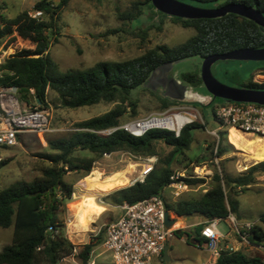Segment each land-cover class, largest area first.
Wrapping results in <instances>:
<instances>
[{
	"label": "trees",
	"instance_id": "trees-1",
	"mask_svg": "<svg viewBox=\"0 0 264 264\" xmlns=\"http://www.w3.org/2000/svg\"><path fill=\"white\" fill-rule=\"evenodd\" d=\"M69 1L59 0L53 6L49 0H36L32 10L42 11V21L32 19L29 11H21L14 18H7L2 14L5 6L0 3V45L5 37L16 36L24 47L7 57L0 54V86L15 87V93L22 101L28 105L32 102L40 108L47 107L49 91L56 95L57 104L65 108L76 109L101 102L116 105L104 114L76 122L74 130L65 137L47 138L46 143L52 153L40 155L44 163L40 168V177L30 182L17 181L0 190V228L13 227L11 243L0 251V264H58L70 256L77 257L81 264H88L90 253L101 242V236L96 241L91 238L81 246L79 252L64 237L60 214L73 194V184L66 182L64 177L71 172H81L78 180L85 178L95 161L116 152H124L135 158L158 156L160 145L170 147L171 151L164 160L159 159V163L144 181L118 189L107 195L105 200L120 206L159 196L163 199L165 210L176 216H171L174 219L192 216L202 218L191 229L175 232V236L184 238L186 244L202 247L206 240L201 236V231L206 222L212 219L224 221L229 214H238L240 203L237 193L256 183L257 175L264 172V161L236 176L227 174L223 169L220 173L214 171L211 186L198 198H179L167 203L163 198V191L170 183L173 173L171 166L190 149L194 131L203 129L204 125L197 122L187 124L178 137L170 131L160 129H152L136 137L118 128L121 126L120 119L127 108L134 112L137 101L133 91L142 87L157 68L192 57L202 59L210 54L227 53L240 48H262L264 31L253 21L231 13L213 19L170 17L183 28H192L194 34L178 45H160L132 59L100 61L89 68L61 72L48 50L50 35L55 30V20ZM180 1L195 6L214 4L215 7L241 2L255 6L264 15V0ZM145 6L154 9L150 0L135 2L132 11L122 17L132 21L143 14ZM141 33L145 34L144 31ZM252 63L258 65L254 71L264 75V62ZM254 73L240 87L264 90V81L254 82ZM180 80L193 87L202 85L200 72L182 73ZM158 98L164 109L175 105L174 101L162 95ZM212 103L213 101L208 105ZM189 105L203 111L204 105L199 102H191ZM211 114L214 116V109ZM113 128L118 129L109 135L99 133ZM19 137L20 135L17 136L18 139ZM221 137L218 135L217 157L229 151V146L220 145ZM77 151H86L91 157H76L74 153ZM4 164L5 161L0 166ZM185 182L196 186L204 181L186 179ZM38 192L42 194L29 196ZM258 220L260 224L251 226L248 240L251 244L264 246V213L260 214ZM161 261L165 264L163 259ZM214 264H264V261L258 256H247L241 251L220 247Z\"/></svg>",
	"mask_w": 264,
	"mask_h": 264
},
{
	"label": "rangeland",
	"instance_id": "rangeland-1",
	"mask_svg": "<svg viewBox=\"0 0 264 264\" xmlns=\"http://www.w3.org/2000/svg\"><path fill=\"white\" fill-rule=\"evenodd\" d=\"M34 1L36 0H0V3L5 6L2 14L7 18H14L21 11L31 12ZM49 1L53 6H56L59 0ZM143 1L70 0L67 6L60 11L59 17L55 20L53 35H50L51 44L48 52L59 70L65 72L69 69H85L100 61H125L141 56L147 50L160 45L169 47L178 45L194 34L192 28H183L170 17L160 15L149 6H145L143 14L132 21L122 17L123 14L132 11L135 2ZM197 6L201 8L215 7L214 4H197ZM142 31L145 34H142ZM23 48L16 36H7L0 45V54L4 55L3 53L7 50L12 55ZM201 63L202 59L199 57L187 58L166 65L158 72L152 73L142 87L133 91L137 105L134 112L130 108L126 109L120 119V124L124 125L143 119L153 113H162L166 110L176 111L179 107H185L183 111L194 113L196 115L195 122L204 125V128L194 131V141L190 149L185 151L172 164L173 173L182 170L190 172L193 165L206 163V168L211 171L210 177H212L214 171L220 173L222 169L227 174L236 176L239 173L246 172L251 166L264 161L254 159L252 153L264 146V140L245 135H234L240 138L236 142L237 145H234L227 139L228 133L219 129V125L214 121L211 114L212 109L222 105L225 101L216 98L212 104L204 106L202 111L200 108L189 105V103L196 101L182 94L179 85H177L179 90L177 94L170 90L167 82L164 84L165 89L162 90L161 88L163 79L173 78L179 81L182 73L200 72ZM257 66V63L252 62L223 60L215 62L211 70L220 82L232 87H240L242 82L255 72L254 68ZM253 80L256 83H262L264 75L255 72ZM189 89L193 93L203 96L208 95L203 85H199V88L189 86ZM161 95L169 97L171 101L175 102V105L168 109L162 108L158 98ZM16 96L22 105H28L17 94ZM55 98L56 95L49 91L47 94V107L40 108L32 102L29 104V106L47 110L49 113L48 131L42 137L37 136L35 133L26 132L20 135L15 146L1 150L5 164L0 166V190L17 181L30 182L40 177V168L44 164L40 155L52 153L47 146V138L65 137L74 130L76 122L104 114L116 105V103L101 102L70 109L57 104ZM199 103L203 104L202 102ZM218 135L222 136L220 145L229 146V151L220 157L215 154ZM247 141H253L254 143L247 146ZM170 151V147L160 145L158 147L159 154L155 156L157 159L155 165L159 163V159L164 160ZM74 156L89 158L91 154L86 151H77ZM143 162L144 158H135L124 152H116L109 157L104 156L95 161L92 164L91 172L85 178L83 177V180H78L82 175L81 172H71L64 177L66 182L73 184L72 197L66 202L60 214V220L64 225V237L75 245L76 252H79L81 246L87 244L91 238L96 241L101 236V242L90 253L88 264H112L111 257L103 249L102 242L105 227L119 217L121 205H112L105 200V197L118 189L128 187L137 179V174L142 172L144 168ZM130 166L135 170L134 173L129 172ZM121 173L124 186L121 188L111 187V182L107 178H113ZM210 186L211 179L207 181L205 186L185 192L180 198H198ZM87 197L94 198L93 204L95 203L98 211L89 213L91 222L85 229L76 225L77 216L72 206L79 204L78 202ZM163 198L167 203L174 201L171 190L168 188L163 191ZM237 199L240 206L238 214L234 216L236 221L242 224L259 225V216L264 213V172L257 175L254 185L248 189L238 191ZM169 214L170 217L175 216L172 212ZM175 220L177 224L182 223L176 230H189L202 221V218L199 216L177 217ZM217 229L222 235L230 233L227 238L220 241L219 246L221 248L241 251L247 256H258L264 261V246L254 245L249 241L243 243L226 221H220L217 224ZM12 233V226L6 229L0 228V251L5 245L11 243ZM170 240L176 256L170 257L171 259L168 256L170 259L169 264L209 263L211 255L205 247L204 250L203 248H197L203 250L197 252V250L185 244L184 238H182L183 242L176 236ZM162 259L152 264H163ZM58 264L81 263L77 257L70 256Z\"/></svg>",
	"mask_w": 264,
	"mask_h": 264
},
{
	"label": "built area",
	"instance_id": "built-area-1",
	"mask_svg": "<svg viewBox=\"0 0 264 264\" xmlns=\"http://www.w3.org/2000/svg\"><path fill=\"white\" fill-rule=\"evenodd\" d=\"M29 16L36 21L43 19V13L40 10H32L29 12ZM9 53L6 50L2 57H7L10 55ZM184 108L179 107L176 111L166 110L162 113H153L118 128L136 137L142 136L152 129L167 130L178 137L181 129L185 125L195 122L196 118L194 113L183 111ZM178 117L185 119L180 126L175 125ZM213 118L219 125V129L228 133L227 139L234 133V135H245L264 140V105L224 102L215 107ZM48 121L47 110L22 105L12 87L0 86V163L4 160L1 150L15 146L19 134L31 132L42 137L48 131ZM118 128L99 133L109 135ZM110 155L105 156L109 157ZM156 161L155 156L144 158V168L133 182H143L145 177L153 171ZM210 176L211 171L206 168V163L193 165L190 172L182 170L172 173L167 188L171 190L175 201L183 193L205 186L211 179ZM186 179H202L204 182L191 186L185 182ZM120 209L119 217L105 227L102 242L103 249L111 257L112 264H152L154 260L162 259L168 241L175 237L177 231L173 226L166 228L164 225L166 210L163 199L159 196H151L133 204L123 203ZM169 218L175 221L170 217V214ZM224 221L230 225L240 241L243 243L249 241L252 225L238 223L233 214H229ZM219 222V219L207 221L201 231V236L206 240L203 246L213 257L219 255L220 241L230 235V233L222 235L219 232L217 229Z\"/></svg>",
	"mask_w": 264,
	"mask_h": 264
},
{
	"label": "water",
	"instance_id": "water-1",
	"mask_svg": "<svg viewBox=\"0 0 264 264\" xmlns=\"http://www.w3.org/2000/svg\"><path fill=\"white\" fill-rule=\"evenodd\" d=\"M154 9L169 17H175L180 19H213L223 17L226 14H235L250 21H253L258 25L262 31H264V15L259 12L255 6H249L241 2H230L220 7L213 8H201L192 4L182 2L180 0H150ZM233 60V61H246V62H264V47L262 48H240L235 49L227 53L210 54L202 58L200 68V79L202 85L206 89L212 99H221L225 102L236 103H255L258 105H264V90L263 89H250L243 87H232L226 85L215 78L212 73L211 67L217 61ZM177 62V61H176ZM175 63V62H173ZM165 64L154 72L162 69ZM151 73V74H152ZM16 92V88L12 87ZM136 182V181H135ZM131 183L129 186L133 185ZM42 192L30 194L33 197ZM174 220L169 218V212H165L164 225L166 228H170L174 224ZM178 231V230H177ZM166 246L163 251V260L169 261L167 256Z\"/></svg>",
	"mask_w": 264,
	"mask_h": 264
},
{
	"label": "bare ground",
	"instance_id": "bare-ground-1",
	"mask_svg": "<svg viewBox=\"0 0 264 264\" xmlns=\"http://www.w3.org/2000/svg\"><path fill=\"white\" fill-rule=\"evenodd\" d=\"M184 121H185V119L178 117L177 121L175 122V125L180 126ZM239 139L240 138L237 136H234V134H231V136L229 137V141L231 143H233L234 145H237L236 142L239 141ZM253 143H254L253 141H247L246 145L250 146ZM252 153L254 154V157H253L254 159H256L258 161L264 160V146L260 147L259 149H257V151L252 152ZM130 167H131V169L129 170V172L134 173L135 170L132 168V166H130ZM140 173L141 172H139L137 175H139ZM121 175H122V173L118 174L117 176H115L113 178H107L111 182V187L121 188L124 186V183L121 180L122 179ZM93 199L94 198H92V197H87L83 201L78 202L79 204L72 206V209L75 210V214L77 216L76 217L77 218V224H76L77 226H81V227L87 229L89 223L91 222V217H90L89 213H94V212L98 211V208L95 206V204H93ZM174 224H175V222H174ZM174 224H173V227L177 228L174 226Z\"/></svg>",
	"mask_w": 264,
	"mask_h": 264
},
{
	"label": "crops",
	"instance_id": "crops-1",
	"mask_svg": "<svg viewBox=\"0 0 264 264\" xmlns=\"http://www.w3.org/2000/svg\"><path fill=\"white\" fill-rule=\"evenodd\" d=\"M34 3H35V1H34ZM34 3L32 4V6L34 5ZM175 83L177 84V85H179L180 86V88H181V90H182V94H184L187 98H190L191 100H194V101H196V102H202L203 104L202 105H204V106H206V105H208L209 103H211V99H210V96L209 95H201V94H197V93H193L190 89H189V86H191V85H188V84H186V83H184V82H182V81H176L175 80ZM191 87H193V86H191ZM198 88H199V86H197ZM161 88H162V90H164L165 89V86H164V84H162L161 85ZM163 94H164V92H162ZM163 97V96H162ZM165 98H168L169 100H170V98L169 97H165ZM201 104V103H200ZM23 134V133H22ZM19 135H21V134H19ZM95 202V201H94ZM95 204V203H94ZM201 222V221H200ZM181 224L182 223H179V224H177L176 223V220H175V224H174V226L175 227H179V226H181ZM180 241H182V238H178ZM183 242V241H182ZM185 244H186V242H185ZM186 245H188V244H186ZM188 246H191L193 249H195V250H197V252H201V251H203L204 250V246H202V247H198V246H194V245H188ZM167 247H168V249H167V256H169V258L171 257V258H173V257H175L176 256V253L174 252V250H173V245H172V241L170 240L168 243H167ZM197 248H203V250H200V249H197ZM210 255H211V253H210ZM170 258V259H171ZM170 259H169V261H170ZM215 259H216V257H213L212 255H211V258H210V260H209V263L208 264H214V262H215ZM155 261H159V260H154L153 262H155ZM169 261L167 262V264H169ZM198 261V260H197ZM152 262V263H153ZM166 263V262H165ZM193 264H196V263H193ZM202 264V263H201Z\"/></svg>",
	"mask_w": 264,
	"mask_h": 264
},
{
	"label": "flooded vegetation",
	"instance_id": "flooded-vegetation-1",
	"mask_svg": "<svg viewBox=\"0 0 264 264\" xmlns=\"http://www.w3.org/2000/svg\"><path fill=\"white\" fill-rule=\"evenodd\" d=\"M165 82H167V84H168V86H169V88H170V90L173 92V93H179V90L177 89V84L175 83V80L173 79V78H170L169 80H165V79H163V81H162V84H165ZM161 84V85H162ZM175 94V95H176ZM210 99H211V102L213 101L214 102V100L212 99V97H210Z\"/></svg>",
	"mask_w": 264,
	"mask_h": 264
}]
</instances>
